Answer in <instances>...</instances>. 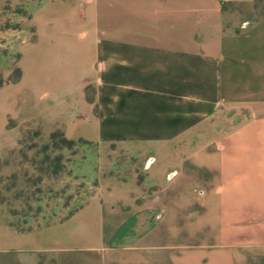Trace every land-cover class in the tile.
I'll list each match as a JSON object with an SVG mask.
<instances>
[{"label": "crops", "instance_id": "crops-1", "mask_svg": "<svg viewBox=\"0 0 264 264\" xmlns=\"http://www.w3.org/2000/svg\"><path fill=\"white\" fill-rule=\"evenodd\" d=\"M252 1L25 4L32 66L57 65L40 81L55 97L70 90L66 130L81 133L53 129L143 161L90 186L63 220L87 229L51 251L56 264H264V13L231 22V5ZM220 110L237 112V127L184 154V135ZM0 230L31 229L0 204ZM25 253L1 247L0 264H45Z\"/></svg>", "mask_w": 264, "mask_h": 264}, {"label": "rangeland", "instance_id": "rangeland-1", "mask_svg": "<svg viewBox=\"0 0 264 264\" xmlns=\"http://www.w3.org/2000/svg\"><path fill=\"white\" fill-rule=\"evenodd\" d=\"M28 2L0 0V83H3L0 86V204L15 229L31 230L22 235L0 230V234L6 235L4 246L16 249L20 256H28L25 252L31 251L40 262L56 264L51 251L76 244L67 235L87 229L84 223L66 225L63 220L84 201L83 197L90 195V186L98 182L107 185L117 168L127 176L129 171L141 169L143 161H132L122 147L109 144L97 148L94 154L88 153L89 162L81 164L82 153L77 147H66L59 136L51 140L55 126L72 138L80 135L81 130H66V99H72L68 95L70 90H66V97L61 94L55 97L48 82L40 81V76L54 74L57 65L44 60L32 66L27 45L30 27L25 4ZM231 12L236 14L231 18L232 24L242 19L239 13L255 19L264 13V0L235 2ZM20 61L22 78L8 84L21 69ZM70 83V86L76 84L75 80ZM91 93L88 90L89 97ZM238 120L237 112L220 110L198 129L184 135L183 153L211 138H220L237 127ZM4 246L1 244L0 248Z\"/></svg>", "mask_w": 264, "mask_h": 264}, {"label": "trees", "instance_id": "trees-1", "mask_svg": "<svg viewBox=\"0 0 264 264\" xmlns=\"http://www.w3.org/2000/svg\"><path fill=\"white\" fill-rule=\"evenodd\" d=\"M21 77H22V71H21V69H18L17 72H16V76L14 78H12V79H9L7 81V83L8 84L9 83H11V84L17 83L21 79ZM2 84L3 83H0V86ZM87 100L89 102H92L93 101L92 97H89V96H87ZM58 136L61 138V141L64 144H66V147H69V146H72L73 145V146H75V147H77L79 149V151L82 153V156L80 158L81 164L88 163L89 162L88 161V156H87L88 153L91 152V154H94L95 153L94 151H96V149H97L96 144H94L92 142H89V141H86V140H83V139H79L77 141L67 139L64 136V134L61 131H59V130H56V131L52 132L51 135H50V138L52 140V139L57 138ZM83 147H85V148H83Z\"/></svg>", "mask_w": 264, "mask_h": 264}]
</instances>
